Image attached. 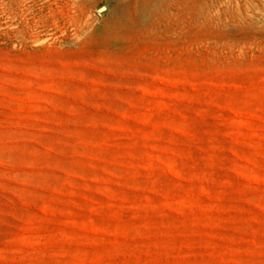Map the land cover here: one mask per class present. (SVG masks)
<instances>
[{
	"label": "rangeland",
	"instance_id": "obj_1",
	"mask_svg": "<svg viewBox=\"0 0 264 264\" xmlns=\"http://www.w3.org/2000/svg\"><path fill=\"white\" fill-rule=\"evenodd\" d=\"M0 264H264V0H0Z\"/></svg>",
	"mask_w": 264,
	"mask_h": 264
}]
</instances>
